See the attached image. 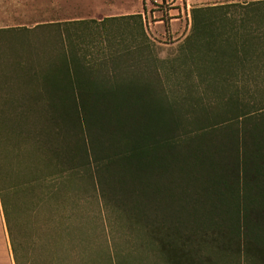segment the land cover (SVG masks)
<instances>
[{"label":"trees","instance_id":"obj_1","mask_svg":"<svg viewBox=\"0 0 264 264\" xmlns=\"http://www.w3.org/2000/svg\"><path fill=\"white\" fill-rule=\"evenodd\" d=\"M190 17L168 60L140 14L0 28V142L18 135L44 170L96 196L123 231L124 249H104L111 264H264V0ZM7 167L0 156V208L24 264Z\"/></svg>","mask_w":264,"mask_h":264},{"label":"rangeland","instance_id":"obj_2","mask_svg":"<svg viewBox=\"0 0 264 264\" xmlns=\"http://www.w3.org/2000/svg\"><path fill=\"white\" fill-rule=\"evenodd\" d=\"M16 1L18 5L11 6L10 3L0 0V28H31L36 24L48 22L101 21L110 17L140 14L153 56L159 60H168L176 56L177 49L189 34L191 9L241 4L255 0ZM5 13L10 17L3 16ZM109 28L108 31L114 32L120 27L112 24ZM33 43L32 40L29 44L32 50L24 47L17 51L26 58L34 52ZM3 45L5 44L0 42V56H4ZM38 48L36 52L40 53ZM20 78L26 82L28 90L33 86L34 80L31 75L29 77L28 74H22ZM7 82L8 77L2 72L0 94L8 92ZM14 87L16 88L15 84ZM18 87L21 88L22 85ZM3 104V101H0V106ZM0 129L3 130V126ZM16 136L17 138L11 137L8 141L0 142V156L1 161L8 166V171L12 169L9 183L7 182L10 187L6 189H10L9 193L12 194L9 212L12 213L13 236L19 244L24 264H111L105 250L113 259L114 250L125 247L121 236L123 231L110 228L115 224L114 216L109 213L107 216L101 210V214L99 213L96 196L93 200L86 199L89 193H84L82 188L80 191L78 186L74 189V183L69 184L68 179L54 174L53 169L44 170L46 158L42 157L40 160L41 155L37 152L33 155L32 146ZM35 159H39L38 166L32 163ZM34 168L37 169L36 172H31ZM92 251L97 254L90 262L89 253ZM0 264H14L1 208Z\"/></svg>","mask_w":264,"mask_h":264},{"label":"crops","instance_id":"obj_3","mask_svg":"<svg viewBox=\"0 0 264 264\" xmlns=\"http://www.w3.org/2000/svg\"><path fill=\"white\" fill-rule=\"evenodd\" d=\"M3 2L5 3H10V5L12 6V5H14V4H16V0H3ZM15 2V3H14ZM16 5H18V4H16ZM3 16H5V17H10L7 13H5Z\"/></svg>","mask_w":264,"mask_h":264}]
</instances>
